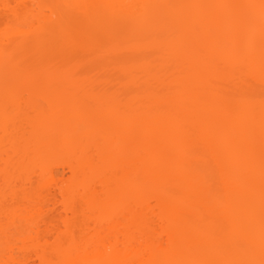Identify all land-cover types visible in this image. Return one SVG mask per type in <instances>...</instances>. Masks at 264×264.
I'll use <instances>...</instances> for the list:
<instances>
[{"label": "bare ground", "instance_id": "bare-ground-1", "mask_svg": "<svg viewBox=\"0 0 264 264\" xmlns=\"http://www.w3.org/2000/svg\"><path fill=\"white\" fill-rule=\"evenodd\" d=\"M260 3L0 0V264L264 259Z\"/></svg>", "mask_w": 264, "mask_h": 264}, {"label": "rangeland", "instance_id": "rangeland-1", "mask_svg": "<svg viewBox=\"0 0 264 264\" xmlns=\"http://www.w3.org/2000/svg\"><path fill=\"white\" fill-rule=\"evenodd\" d=\"M84 26H85L84 23H79L76 27L80 28L81 31L83 30V33L87 37H90V38L92 37V39H94L96 41H100L103 39L102 34H100L97 30H95L93 28H87V27L84 28ZM119 33L122 36L130 34L129 31L121 30V29L119 30ZM29 48L25 51H23L22 49H15L14 52L16 53L17 56L20 55L22 57V55H23V58H25L27 60L30 59L29 61H31V59H32L31 62H34L35 58H37V56H38L37 51H34V50H36L35 49L36 47L34 45H31ZM51 48H52V49H50L51 50V52H50L51 57L53 56V58L56 61H59V60L61 61L64 58V62H66L67 64L79 63L82 66H85V68L91 69V67L94 68L96 66L95 65L96 63L99 64L100 62L103 61V58L101 61V58L98 57V56H100V54L98 56H95L94 54L90 53V55H89L88 50H85V49L84 50L83 49H81V50L77 49L76 50L70 46H66L64 43H62V39L60 37H56L52 41V47ZM28 50H30L31 52H29ZM23 52H24V54H23ZM38 58H40V56ZM34 63H36V61ZM111 91H113V89ZM110 96L112 98L115 97L113 95H110ZM55 169H57V171H58L57 175L55 176V180L65 179L70 175L68 168L62 164H56ZM44 189H45V187H38V193H39V195H41L42 207L39 211L34 213V217L49 219L51 217H54V215H56L57 212L53 210L54 206L52 204V199L50 198L49 195L46 194ZM18 230L21 232H24L26 230V224L23 222L22 225L18 227Z\"/></svg>", "mask_w": 264, "mask_h": 264}, {"label": "snow or ice", "instance_id": "snow-or-ice-1", "mask_svg": "<svg viewBox=\"0 0 264 264\" xmlns=\"http://www.w3.org/2000/svg\"><path fill=\"white\" fill-rule=\"evenodd\" d=\"M215 7H240V8H254L257 7L255 5H231V6H215ZM260 9V21H261V27H262V32H264V0H261L260 5L258 6ZM178 264H212V262H207V261H181L178 262ZM244 264H255L254 261H246ZM259 264H264V259H261Z\"/></svg>", "mask_w": 264, "mask_h": 264}]
</instances>
